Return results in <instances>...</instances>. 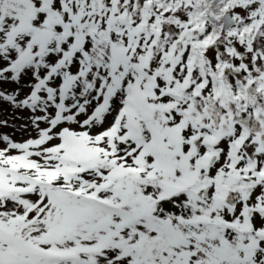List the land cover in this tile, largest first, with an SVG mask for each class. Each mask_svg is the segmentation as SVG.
<instances>
[{
  "label": "snow or ice",
  "instance_id": "1",
  "mask_svg": "<svg viewBox=\"0 0 264 264\" xmlns=\"http://www.w3.org/2000/svg\"><path fill=\"white\" fill-rule=\"evenodd\" d=\"M0 264H264V0H0Z\"/></svg>",
  "mask_w": 264,
  "mask_h": 264
},
{
  "label": "rangeland",
  "instance_id": "2",
  "mask_svg": "<svg viewBox=\"0 0 264 264\" xmlns=\"http://www.w3.org/2000/svg\"><path fill=\"white\" fill-rule=\"evenodd\" d=\"M4 116H7V113H3ZM3 131H10V129H4Z\"/></svg>",
  "mask_w": 264,
  "mask_h": 264
}]
</instances>
